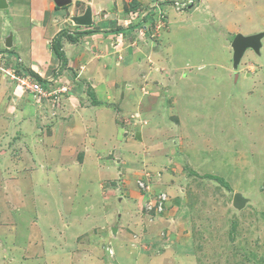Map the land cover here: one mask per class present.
I'll use <instances>...</instances> for the list:
<instances>
[{
	"label": "rangeland",
	"instance_id": "1",
	"mask_svg": "<svg viewBox=\"0 0 264 264\" xmlns=\"http://www.w3.org/2000/svg\"><path fill=\"white\" fill-rule=\"evenodd\" d=\"M199 1H194L195 6ZM123 4L131 14L144 11L130 1ZM173 12L171 19L161 16L157 20L153 28L157 27L161 37L149 47L152 50L161 45L165 58L171 56L174 64H162L155 75L148 67L142 68L147 72L144 81H150L153 90L160 87L163 100L145 101L130 94L123 107L129 113L137 110V120L125 121L121 108L114 104L120 93L115 98L110 93L111 99L99 105L112 109L111 113L100 119L92 116L88 132L80 127V131L85 130L81 137L67 135L61 147L55 146V141H47L50 146L37 141L36 133L41 135V128L48 129L57 121H48L44 115L38 118L41 124L34 122L35 131H30L29 140L15 139L14 147L0 134V264H264V180H259L261 169L256 165H264V75L246 71L249 63L263 66L264 56L248 50L237 82L230 62L234 36L219 38V27L198 17L206 15L204 12L189 9L175 11L172 16ZM191 13L197 15L195 20ZM182 17L185 20L179 21ZM119 20L121 26L113 31L123 29L127 19ZM80 27L83 33L90 32V26ZM179 27L184 28L183 33L179 34ZM126 29L125 33L107 35L117 52L127 48L130 41L146 43L142 29L135 31L134 37L133 31ZM146 56L155 61L152 55ZM19 59L14 64L12 61V66H17ZM226 64L230 70L221 67ZM127 78H134V74ZM119 79L125 80L122 75ZM67 85L63 83L62 88ZM16 91L20 95L23 89L16 87ZM67 94L63 91L58 99L49 96L33 102L40 106L53 100L56 104ZM28 99L33 100L26 93ZM35 104L36 110L39 106ZM32 119L37 118L33 115ZM29 123L25 127L30 129L34 124ZM58 129L54 126L53 133ZM140 131L144 139L136 138ZM172 136L178 138L175 145L185 150L175 155L176 159L167 138ZM162 142L164 146L152 149ZM200 167L208 171L200 175L220 176L238 191L194 175L192 169ZM147 173L158 177L154 179L157 183L152 182V195L165 191L170 199L173 193L178 196L180 187L185 191L176 216L172 213L176 218L172 227H166L164 219L159 221L165 214L154 217L144 210L146 196L138 182ZM170 173L180 182L172 184ZM163 174L164 180L159 179ZM236 193L249 200L242 210L233 206ZM156 220L161 223L159 227L153 225ZM114 233H123V238Z\"/></svg>",
	"mask_w": 264,
	"mask_h": 264
},
{
	"label": "crops",
	"instance_id": "2",
	"mask_svg": "<svg viewBox=\"0 0 264 264\" xmlns=\"http://www.w3.org/2000/svg\"><path fill=\"white\" fill-rule=\"evenodd\" d=\"M128 1L143 8L144 11L138 14V18H135L134 16H136V13H138L139 10L134 11L132 14L131 12L126 11V5H124L123 2L127 3ZM152 1L153 0H75L73 7L70 6L66 10L64 8H59L54 0H4L2 4L0 2V57L3 55L1 58L4 62V64L0 62V65L4 68H9L8 65L10 63L12 65V61L14 64L16 58L19 57L20 63H18V65L32 73L38 81L40 79L42 85L48 86L51 84L49 82L55 79H59V82L62 83H70L69 93L57 101L56 104L53 100H49L39 106L35 104L33 100L30 101L28 99V101H26V92H19V94L23 96L17 95L15 84L9 81L8 78L4 77L0 72L1 138H6L5 141L8 142L10 146L14 147V143L17 142L15 139H28L30 131H35V123L36 125L41 124L38 122V118H40L41 115H44V117H46L45 119H48V121L50 119L57 121H52L51 127L49 126L48 129L39 128V131L42 133L41 135L36 133L37 141L42 142V145L44 146L51 145L47 144V141H55V146L58 145L61 147V142L64 141L61 140L67 135L68 137L71 136L77 139L81 137L80 134L84 133L85 130L88 132L90 127L87 123H91L92 116H96L100 119L102 115L105 118L106 113H111L112 109H107L106 107L104 108L99 105L100 101L107 103V98L111 99L110 93L113 94L114 98L116 93H120V99L114 100V104L116 107L118 106L121 108L119 112L125 121L127 119L129 121L134 119L137 120L139 115L137 110L129 113L123 107L130 94H137V98L145 101L156 99L157 102H160L163 100L160 94V91H162L161 88L158 87L153 90V87L149 83L150 81L146 84L147 80L144 81V75L147 77V72L142 70V68L148 67V72L155 75V73L160 71V68L163 67L162 64H174L171 56L165 58V53L162 52L161 45L160 47H153L152 50L149 47L150 42L154 44L153 42L159 41L161 36L157 35L158 31L154 32L156 37L147 38L146 43H143V40H141L140 42L132 44L130 41V45H128L127 48H122L118 52L113 48V42L108 40L107 37L109 31H112L118 26L117 19L119 20L122 17H125V19L128 20L133 19L134 24H136L135 27H133L134 29L128 28L134 33L132 37H134L136 32H139L141 28L150 25L152 19H150V15L146 16V14H148L147 12L151 11L157 3V0H155L154 4ZM163 1V3H165L167 0ZM3 5L4 8H1ZM88 7L91 9L94 19V24L89 27V29L90 31H92V29H94V31L98 30V33L80 35L81 38L76 43H72L68 41L66 37H62L61 42L62 52L64 53V62L56 55L52 44L62 30H66L70 34L74 31L76 34L83 32L84 28L75 27L72 18L74 16L83 15ZM190 11L194 13H206V15H198V17L203 18V21L205 19L208 23L211 22L212 25H217L221 31V33L216 34L219 38L223 35H232V37H235L237 34L243 36H252L260 33L264 34V18L261 17L264 16V0H200L199 5L195 6ZM171 12L172 9H169L168 20L171 19ZM174 12L172 13V16L177 14ZM186 12L183 13L186 14ZM194 13H191L189 16ZM158 18V16L155 17L156 20ZM187 18L189 17L187 16ZM195 18H197L196 14L193 15L194 20ZM145 19L147 21H145ZM121 20H119V22ZM182 20H185V17L180 18L179 21ZM259 21H261V23H259ZM170 22L172 21L170 20ZM104 23L109 24V27L104 26ZM174 23H176V21H174ZM170 26L171 25H169V27ZM179 29V34L180 32L183 33L182 30L184 28L179 27ZM188 29H190V27ZM121 32L125 33V30H122ZM169 37L170 34L168 33V37H166L168 41ZM232 42L233 41H231V49ZM6 43H10L12 46L6 47ZM261 44L259 52L257 53L254 51L259 57L264 56V37L261 39ZM232 52L234 55V51ZM245 54L243 58L245 57ZM140 55H142L143 58L137 60L136 57H139ZM146 55H152V59L155 61L158 59L157 63L162 61L161 64L159 63L158 65L155 61L147 60V58H151V56ZM243 58L241 59L240 64ZM230 62H232L231 70L238 82L240 77V73L238 72L240 64L237 69H235L233 60ZM155 64H157L156 67ZM229 64L221 67L230 70ZM261 64L263 65L264 62H261ZM203 66H205V64ZM257 66L254 63H249L246 71L252 75H257V73L264 75L263 70V72L258 71V69H261L262 67L264 69V65L261 67ZM158 67L159 70L157 71ZM129 73L134 74V78H127ZM120 75L124 76L125 80H120ZM168 92L170 91L168 90ZM172 97L177 99L176 96ZM172 97L170 96L169 99ZM34 104L39 106V108L35 110L33 108ZM170 105L168 104V107L166 106V113L170 109ZM174 105L173 107L175 109L176 103ZM58 107L60 109H58ZM55 110L58 111L57 115ZM53 112H55L54 115L52 114ZM33 115L37 118L36 120L32 119ZM49 115H51L52 118ZM167 116H170V114ZM28 121L34 124L30 129L29 127H25L26 122ZM118 125L119 124L116 121V127H118V131L121 132L119 128L120 126ZM133 125L135 126V124ZM54 126L59 127L56 134L53 133ZM80 127L85 130L80 131ZM123 130H125V128ZM143 135L142 132H138L136 138L139 137L141 139L142 137V139H144ZM167 138L170 139L172 144V155L174 159H176L175 155L177 156L185 150L175 145V141H177L178 138L175 136ZM89 140L92 141V138L90 137ZM160 146H164V143H158L154 145L152 149L157 150ZM44 149L45 147H42V150ZM91 152L92 149L91 151H86V153ZM120 155H123L122 152ZM260 156L261 154H257V157L260 158ZM100 160H102V158H100ZM119 162H121V160H119ZM256 165L261 169L258 174L259 180L262 181L264 180V174L260 173H264V165L263 163L259 164L258 162ZM146 169L149 170L147 166ZM192 172H194V175L203 177V175L200 174L208 171L205 168L200 167L192 169ZM158 175H160V173H158ZM170 175L173 177L172 173H170ZM145 178L143 180L148 182L149 187L147 193H151L153 192L152 182L157 183L158 177H152L151 174L147 173ZM159 179L164 180V174ZM173 180L172 184L175 185L180 182V179L175 177V175ZM230 187L232 192L233 189L236 190L233 185H230ZM237 191L238 190L235 192ZM184 194V189L180 187L178 196H176L175 193H173V197L170 196L171 198L168 201L167 211L165 213L167 217L164 215L163 218H159V221L163 219L166 220L164 221L166 222V224H164L165 226L172 227L173 224H175L174 222L176 221V218H173L172 213L173 211L175 213V210L182 205ZM132 197L136 198L133 193ZM176 214L177 213H175L174 216H176ZM171 216L172 218L170 219ZM159 221L156 220L153 225L159 227L161 224ZM168 221H171V223ZM127 226H131V224L127 223ZM129 228L132 229L133 227ZM151 228H153V226ZM120 233H114L113 236L122 237L123 233ZM109 249L111 251L110 255L114 257V249L111 246ZM169 251H171V249L162 253V256H165ZM158 253L161 254V252ZM162 256L157 255L156 257L160 258Z\"/></svg>",
	"mask_w": 264,
	"mask_h": 264
},
{
	"label": "clouds",
	"instance_id": "3",
	"mask_svg": "<svg viewBox=\"0 0 264 264\" xmlns=\"http://www.w3.org/2000/svg\"><path fill=\"white\" fill-rule=\"evenodd\" d=\"M188 1L189 0H167L165 3H163L164 1L162 0H157V3L155 4V6L153 7V9L148 13V14H146V16H149V15H151L152 17H153V19H154V22H155V25L154 26H151V25H148V26H146V27H143V28H141L142 29V31H143V39L145 38V39H147V38H149V37H152V38H154V37H156V35L154 34V32L155 31H158L159 32V30L157 29V27H156V29L155 28H153V27H155L156 26V24H157V20L162 16V17H165L164 19L165 20H168V11H169V9H172L173 11H177V12H179V11H188L189 9L191 10V9H193L194 7H195V4H194V1L195 0H192V2L190 3V4H188L186 7H180L179 9H177V5H179V6H181V5H183V4H185V3H188ZM75 3V1H73L72 0V4H74ZM72 4L71 5H68V6H66V7H70V6H72ZM60 8V7H59ZM62 8H64V7H62ZM89 8V7H88ZM188 9V10H187ZM87 10V9H86ZM91 10V9H90ZM155 10H156V12H155ZM140 13V12H139ZM139 13H136V16H134L135 18H138V14ZM158 13V14H157ZM85 14V13H84ZM83 14V15H84ZM82 16V15H81ZM159 17L157 20L155 19V17ZM75 17H80V16H74L73 18H72V21H73V23H74V25H75V27H78V28H81L80 26L81 25H77L75 22H74V18ZM134 17H131V18H134ZM119 20L117 19V25L118 26H121V25H119V23L121 22H119ZM93 24H94V19H93V14H92V25L91 26H93ZM135 25L136 24H134V21H133V19H130V20H125L124 21V25H123V29H121V31L122 30H125L126 28L128 29V28H132V29H134L133 27H135ZM90 26V27H91ZM84 27H86V26H84ZM88 27V26H87ZM161 28V27H160ZM63 31V30H62ZM66 31V30H65ZM68 32V31H67ZM75 32V31H74ZM74 32H72L70 35H81V33H78V34H76V33H74ZM157 32V33H158ZM83 33V32H82ZM60 34V33H59ZM58 34V35H59ZM114 35V34H119V32L118 33H114V31L112 30V31H109V33L107 34V35ZM87 35V34H86ZM252 50V49H251ZM1 57H3V55H1ZM0 57V58H1ZM5 58V57H4ZM6 59V58H5ZM0 62L1 63H3L4 64V62H3V59L1 58L0 59ZM20 63V62H19ZM10 65V67L9 68H4V67H2L1 65H0V72L3 74V75H5V76H8L7 75V73L5 72V70L6 69H9V70H11V68L13 69V70H15L17 73H18V75H21V76H23V75H25V76H28L30 79H31V82H33V83H38L39 85H41L43 88H44V91H45V93H46V96H44V97H39L38 99H41V98H43V99H45V98H48L49 96H55V98L56 99H58V97H60V96H58L59 95V93L61 92V91H59L61 88H62V84L63 83H61V82H59V80H57V81H50L49 83H51L50 85H48V86H45V85H42L41 83H40V81H38L37 79H35V77L33 76V74L32 73H30L29 71H26V70H24V72L23 73H21V70L23 69V68H21L19 65H17V66H12L11 65V63L9 64ZM13 70H11V71H13ZM20 72V73H19ZM8 80L9 81H11L12 83H17L16 81H13V80H11L10 79V77H8ZM16 85V84H15ZM69 86H70V83L68 82V85L67 86H65L66 88H67V92L69 93ZM16 87L19 89L20 87L18 86V84L16 85ZM64 88V87H63ZM23 92H26L27 94H28V96H32V99H33V101H35L37 98H35L34 97V94L29 90V89H23ZM53 92H56V94H52ZM142 190V189H141ZM142 191H144V190H142ZM144 195L145 196H147V193H146V191H144ZM166 193V192H165ZM143 207H144V205H143Z\"/></svg>",
	"mask_w": 264,
	"mask_h": 264
},
{
	"label": "water",
	"instance_id": "4",
	"mask_svg": "<svg viewBox=\"0 0 264 264\" xmlns=\"http://www.w3.org/2000/svg\"><path fill=\"white\" fill-rule=\"evenodd\" d=\"M0 2L2 4L4 0H0ZM54 2L60 8L66 7L72 4V0H54ZM1 8H4V5ZM74 22L77 25H81V26H91L92 25V11L90 10V8H87L84 15L80 17H75ZM263 37H264V34L262 33L257 34V35H252V36H243L241 34H237L234 37L233 42H232V49L234 51L233 65L235 69H237V67L239 66L241 59L243 58L245 52L248 49H252L253 51L257 53L259 52L261 45H262L261 39ZM9 41H10V38H9ZM6 45L8 47L12 46V44L10 43H6ZM248 201L249 200L245 198L242 194L236 193L234 195L233 206L237 210H242L244 209Z\"/></svg>",
	"mask_w": 264,
	"mask_h": 264
},
{
	"label": "built area",
	"instance_id": "5",
	"mask_svg": "<svg viewBox=\"0 0 264 264\" xmlns=\"http://www.w3.org/2000/svg\"><path fill=\"white\" fill-rule=\"evenodd\" d=\"M192 0H189L188 3H185L181 6L177 5L179 9L180 7H186L188 4H190ZM7 75L10 77L11 80L16 81L18 83V86L22 89H29L33 94L35 98L44 97L46 96V93L44 91V88L39 85L38 83L31 82V79L28 76H21L18 75V73L13 70L12 73H7ZM59 91H67V88H61ZM140 189L146 191V193L149 190L148 182L145 180H141L138 182ZM169 201L168 194L165 192H160L157 194L152 195V193H147V196L144 201V210L147 214H151L152 216H162L167 211V204ZM151 216V217H152Z\"/></svg>",
	"mask_w": 264,
	"mask_h": 264
},
{
	"label": "trees",
	"instance_id": "6",
	"mask_svg": "<svg viewBox=\"0 0 264 264\" xmlns=\"http://www.w3.org/2000/svg\"><path fill=\"white\" fill-rule=\"evenodd\" d=\"M150 19H152V23L150 24L151 26H154L155 25V22H154V19H153V17L150 15ZM145 21H147L146 19H145ZM121 31V29H117V30H115L114 31V33H118V32H120ZM96 33H98V30H95V31H90L89 33H81V35H84V34H96ZM62 37H66V39H68V41H70V42H72V43H76V42H78V39L79 38H81L80 37V35H70L67 31H65V30H63V31H61L60 32V34L56 37V40H55V42L52 44L53 45V48H54V51H55V53H56V55L60 58V59H62L63 61H64V53L62 52V42H61V39H62ZM65 62V61H64ZM22 68V67H21ZM24 70L25 69H22L21 70V73H23L24 72ZM20 73V72H19ZM39 81H40V79H39ZM40 83L42 84V82L40 81ZM204 178H208V179H211V180H215V181H217V182H221V184L225 187V188H227L229 191H232L231 190V187H230V185H229V183L228 182H226L222 177H220V176H213V175H205V176H203Z\"/></svg>",
	"mask_w": 264,
	"mask_h": 264
}]
</instances>
